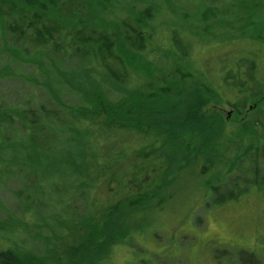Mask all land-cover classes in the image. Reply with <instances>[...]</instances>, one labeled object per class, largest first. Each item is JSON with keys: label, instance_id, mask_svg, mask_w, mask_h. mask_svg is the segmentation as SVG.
<instances>
[{"label": "trees", "instance_id": "16d2710c", "mask_svg": "<svg viewBox=\"0 0 264 264\" xmlns=\"http://www.w3.org/2000/svg\"><path fill=\"white\" fill-rule=\"evenodd\" d=\"M163 1L0 0V182H32L35 194L50 206L48 236L60 232L62 237L55 243L58 252L52 253L51 258L35 252L27 238L34 234L35 224L45 220L39 208L32 205L27 208L26 224L14 228L27 241L26 245L19 237L7 242L9 237L2 235L0 224V264H51L48 259L52 258L61 260V264H97L109 258L117 244L129 242L134 229L130 221L133 199L106 204L101 219L96 218L98 208L92 206V201H85L84 216L73 208L70 188L87 186L91 196L93 182L87 172L106 159L91 158L92 150L87 147L93 144L90 135L97 128L84 126L83 122L97 124L101 129L98 132L122 128L154 136L161 145L154 141L143 148L140 157L146 160V155L149 159L148 164L141 163L143 169L151 168L153 160L161 162L164 157L166 172L170 173L191 161L206 159L213 150L209 144L220 142L225 132L224 118L205 112L215 93L221 100L227 99L238 117L249 100L255 102L253 109H259L264 102L262 82L255 85L256 63L235 53L234 46L227 48L218 42L212 47L215 51L227 49L225 57L217 54L215 73L208 67L209 59L204 61V68L193 66V52L197 49L178 30H171L169 46L153 47V20L158 12L162 18L167 16ZM243 2L199 0L200 30L215 19H226L223 8H240ZM172 11L177 12V7L172 6ZM236 16L241 18L242 14ZM247 18L243 17V24ZM256 20L246 26H255ZM187 30L190 38L199 40L202 36L196 33L195 26ZM18 54H40L53 67L45 68L51 69L46 72L33 67L31 61L25 63L17 58ZM23 66L33 67V71L27 72ZM52 76L59 78L56 85L51 82ZM214 77H219L222 85L231 82L233 94L226 98L213 83ZM40 79L47 84L44 88L48 89L51 104L38 100ZM20 81L27 90L17 99L10 83ZM74 81L79 83L76 87ZM209 88L215 93L208 92ZM66 90L72 95L69 97L67 92L64 101ZM74 97L75 103H71ZM206 118L214 125L204 123ZM67 126L79 132L81 139L77 143L81 145L71 143L73 135L65 134ZM245 134L240 138L243 143L249 133ZM83 150L89 156L80 161V156L73 153ZM233 159L232 164L236 157ZM56 171L61 174L52 179ZM154 194L155 189L146 188L135 197L149 199ZM75 231H79L77 238Z\"/></svg>", "mask_w": 264, "mask_h": 264}, {"label": "rangeland", "instance_id": "374dc122", "mask_svg": "<svg viewBox=\"0 0 264 264\" xmlns=\"http://www.w3.org/2000/svg\"><path fill=\"white\" fill-rule=\"evenodd\" d=\"M163 3L164 8L168 9L165 11L167 16L162 18L163 14L158 12L153 20V47L159 49L161 45L169 46L171 30H178L184 37L188 36L186 41L197 49L193 52V66L203 65L204 68V61L209 59L208 67L215 73L218 66L217 54L219 58H223L227 49L221 47V50L215 51L212 47L218 42L228 46L227 48L234 46L235 53L256 63L253 75L258 83L255 85L260 80V90L264 91V0H244L240 8L233 5L223 8L222 14L226 19H215L211 25L202 26L203 32L197 20L201 11L199 0H171V3L164 0ZM125 6H128V2ZM172 6L177 7V12L172 11ZM239 13L242 14L241 18L236 16ZM243 17H248L245 24ZM254 19L256 25L247 27ZM111 23L107 24L108 27ZM193 25L196 33L202 35L199 40L195 36L190 38L191 34L187 29H192ZM2 26L4 29L3 24ZM39 55L15 56L25 63L31 61L33 67H41L49 72L51 69L45 68L53 67V64L48 58L44 59ZM158 56L161 57L160 54ZM23 67L27 68V72L33 71V67ZM218 78L214 77L213 81L218 90L226 98L232 95L234 89L231 82L222 85ZM50 79L55 85L59 80L55 76ZM40 82L38 100L51 104L48 89L44 88L47 84L42 79ZM76 83L73 82L74 87L79 84ZM10 84L16 98L21 99L26 89L22 81ZM69 90H66L65 97L62 96L64 101L67 100ZM206 90L213 92L210 88ZM71 95L68 92V96ZM72 99L71 103H75V97ZM253 104L255 102L249 100L243 108V114L238 117L235 108L227 99L221 100L215 93L205 112L208 114L211 111L217 117L223 116L222 124L225 127L222 130L225 132L220 142L209 144L213 150L206 154V159L191 161L181 170L170 173L166 172L167 162L164 157H161V162L160 159L153 160L154 165L151 168L143 169V164H148L149 159L145 155L146 160H143L140 153L151 142L155 141L157 144L154 136L147 137L142 132L122 128L98 132L101 129L97 124L83 122L84 126L97 128V132L90 135L93 144H88L87 147L92 150L91 158L98 160L103 156L106 159L100 166L92 167L90 173L87 172L93 182L90 186L91 196L87 186L81 189L70 188V195L74 197L73 208L80 216H84L87 212L85 201H92V206L98 208L95 216L101 219L107 208L106 204L133 199L130 221L134 229L129 242L117 244L113 254L97 264H264V102L259 105V109H253ZM204 123L209 127L214 125L209 118ZM67 127L65 134L73 135L70 136L71 143L81 145L77 143L81 139L79 132L71 131ZM240 132L249 133L245 144L240 139L244 134ZM157 145L160 146L161 143ZM85 150L80 154H73L79 155L82 161L88 155ZM151 157L153 156L149 155ZM233 157H236L233 163L235 168L231 166ZM136 164H139L138 169ZM60 174L56 171L52 179H57ZM18 180L0 182V224L4 231L2 235L9 237V243L18 240V237L23 241L22 234H18L19 230L14 228L26 224L28 207H38L45 221L35 224L34 234L27 241L38 255H48L51 258L52 253L58 252V249H54L55 243L62 237L60 232H55L54 237L48 236L50 231L46 225H50V206L35 194L32 182L27 185ZM43 184L48 185V181L43 180ZM235 184L236 188L230 190ZM215 187L218 189H214ZM146 188L155 189V194L149 199L135 197L140 196L141 191ZM75 233L77 238L79 231ZM27 241L24 240L25 245ZM2 246L3 243L0 242V249ZM48 260L51 264L62 263L57 258Z\"/></svg>", "mask_w": 264, "mask_h": 264}]
</instances>
